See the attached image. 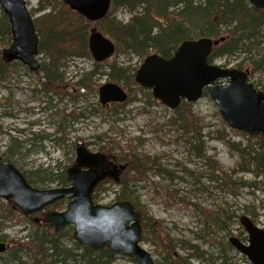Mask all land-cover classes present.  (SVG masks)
Here are the masks:
<instances>
[{"label":"rangeland","instance_id":"1","mask_svg":"<svg viewBox=\"0 0 264 264\" xmlns=\"http://www.w3.org/2000/svg\"><path fill=\"white\" fill-rule=\"evenodd\" d=\"M61 0H26L28 9L34 19L59 9ZM1 8V7H0ZM1 15V9H0ZM118 21L126 23L130 16L124 11L116 14ZM12 44V41L0 38V53ZM264 54V41L256 53L258 58ZM246 54L237 52L233 57L217 59L215 64L234 68L242 61ZM40 63L47 62L39 57ZM94 60L75 59L62 63L60 73L66 82L73 84L80 79V75L94 71ZM109 63L117 62L122 67L139 69L140 61L124 54L112 57ZM10 79L0 84V154L6 152L10 145L11 137H18L23 144L17 152L13 153L11 162L23 173H37L44 183L34 185L37 189H57V180L50 181V173L56 175L65 168H69L70 159L76 158L74 143H92L98 135H106V141H114L125 146L129 139H138L139 152L151 155L168 154L164 160V169L168 173H150V180L137 183L133 188L140 205L147 214L160 222V227L147 230L145 240L141 246L151 253L154 264H171L163 246V241L169 238L177 244L176 253L187 257V250L182 242L197 245L202 251L207 252V259L212 255L213 260L220 262L221 254L227 255L237 264H250L248 259L241 255L233 246L230 239L237 237L248 241V235L240 224L244 215L251 216L255 223L264 229V177L256 176L253 172L240 173L234 177L236 188L223 187L214 181L204 162L191 155L188 146L183 141H178L179 136L171 128L169 121L173 111L162 105H146L143 94L137 87H132L128 101L123 108L111 109L103 107L99 101L98 91L88 94L78 102H73L69 97L63 102L59 98L53 100L54 109L44 110L48 106V98L35 92L39 88L37 76L19 62L11 64ZM106 67L101 69L93 78V82L101 87L106 83H114L108 77L101 75ZM249 82L257 89L264 92V68L249 78ZM64 110H76L82 114L76 121H72L65 128V144L60 145V135L53 136L51 140L40 139L41 136L52 135L59 124V114ZM193 113L203 119L207 125L204 130L206 154L217 161L224 170L235 169L240 161L238 153L230 151L227 141L241 143L248 146L247 136L237 135L220 123L222 120L218 108L209 97H203L193 104ZM21 135V136H19ZM32 139V141L26 142ZM80 139V140H78ZM91 151L98 150V145H90ZM118 152L115 150L113 153ZM12 153V152H11ZM67 154V155H66ZM61 162L58 168L57 164ZM179 165V166H178ZM190 171V172H188ZM37 181V176L32 175ZM101 193L98 203L110 205L116 202L118 187L106 185ZM68 201L65 203L66 209ZM248 209L249 214H246ZM60 211V210H55ZM224 211H227L226 214ZM19 213L12 222L6 223L4 233L15 241L24 239L25 234L32 229L28 221L16 222ZM214 215L218 223L210 218ZM238 216V217H236ZM226 229L222 230V224ZM61 238V246L67 249H77L73 238V227L67 226ZM225 249V250H223ZM222 250V251H221ZM52 251H50L51 253ZM223 252V253H222ZM22 264L30 261V256L22 251ZM51 261V260H49ZM0 264H18L9 255V252L0 256ZM59 264H83L68 260ZM115 264H131L130 258L117 256ZM190 264H209L207 260L193 259Z\"/></svg>","mask_w":264,"mask_h":264},{"label":"trees","instance_id":"2","mask_svg":"<svg viewBox=\"0 0 264 264\" xmlns=\"http://www.w3.org/2000/svg\"><path fill=\"white\" fill-rule=\"evenodd\" d=\"M61 1L59 9L34 19L36 32L40 39L39 56L47 61L40 63V72L37 74L39 88L35 90L48 98V106L44 108L45 111L49 108H56L52 104L55 98H59V101L63 102L69 97L73 102H78L80 98L98 91L99 86L93 82V78L105 67L106 71L100 74L121 85L128 95L131 94L132 87H137L143 97L148 99L145 102L146 105L160 104L154 99L151 90L141 87L136 82L137 68L122 67L117 62H94V71L80 75V79H77L73 84L66 82L64 75L60 73L62 63L75 59H92L89 38L93 28L98 29L114 42L116 46L115 58L124 54L131 58H137L140 63H143L151 55L170 59L185 41L213 39L220 40V42L211 51L210 63L217 59L233 57L240 51L246 54V57L235 65L237 69L248 70L249 77H251L264 68V54L258 58L255 55L252 57V54L257 52L264 41V10L254 8L247 0H110L109 12L102 20L95 23L72 10L63 0ZM120 11H124L130 16L126 23L117 20L116 14ZM0 38L12 41L9 18L2 9ZM222 39L224 40L222 41ZM11 64L4 63L0 53V84L10 79ZM204 97H208L207 92L204 93ZM125 103L109 106L114 110L123 108ZM192 108V103L182 100L179 106L173 110L169 124L179 135L178 141H183L188 146L189 153L204 162L214 181L223 187L234 190L236 188L234 177L240 173L253 172L256 176L264 177V138L262 136L251 137L239 131L234 132L237 135L247 136L249 144L244 147L241 143L227 141L230 151L239 154L240 161L236 164L235 169L224 170L217 161L207 156L204 135L207 125L203 119L193 113ZM55 114L59 115L56 132L52 135L41 136L40 139L51 140L53 136L60 135L59 139L55 141L60 140L59 144L64 145L65 128L83 115L77 114L76 110H64L60 114L59 112ZM220 123L229 128L223 120H220ZM229 129L231 130V128ZM1 132L2 128L0 127ZM29 141L32 139L26 142ZM134 142L138 143V139H129L125 146H121L120 143L106 141V135H98L95 137V141L85 143V145L86 147L92 144L98 145V150L94 152L112 154L119 163L125 166L126 169L120 180L111 181L108 184L105 182L98 186L93 200L97 203L101 193L106 190L104 189L106 185L118 187L116 201H129L140 213L143 241L147 230L160 227V222L147 214L146 209L140 205L138 197L135 196L133 188L137 183L149 181L152 171L168 173L163 166L164 160L170 156L165 153L151 155L139 152L138 145ZM22 144L18 137H11L9 147L0 157H3L4 161L11 162L13 153L17 152ZM77 144L74 143L73 146ZM115 150L118 152L113 153ZM74 163L75 160L70 159V165L72 166ZM60 166L61 162H58L57 167ZM38 174L39 172L24 173V176L34 187L46 180L41 179ZM32 175L37 176V181L32 179ZM48 180H57L61 187L69 186L67 168L56 175L50 173ZM66 202V200H60L50 206L48 211H62ZM224 212L228 214L227 211ZM246 212L250 215L248 209ZM16 213L20 214V218L16 220L17 223L29 221L32 224V229L25 234L22 240L24 243L15 241L4 233L6 223L12 222ZM210 218L215 224L218 223L214 215H211ZM252 220L254 219L252 218ZM220 228L225 230L226 224H222ZM62 236H64V230L50 227L45 221L43 213L26 216L11 202H4L0 199V242L6 243L7 252L18 264H22L19 256L22 251L30 256V261L27 264H59L66 263L68 260L83 264H115L117 260L118 255L106 247L94 250L77 244V249L81 250L78 253L74 249L63 248L61 246ZM182 244L189 250L187 257L176 253L177 244L174 241L169 238L163 241L171 264H190L193 259H205L209 264H237L224 254H221L220 262L213 260L211 254V257L207 259V252L202 251L197 245L188 242H182ZM230 245L232 246L231 243ZM50 251L52 252L50 253ZM130 262L137 264L132 258Z\"/></svg>","mask_w":264,"mask_h":264},{"label":"water","instance_id":"3","mask_svg":"<svg viewBox=\"0 0 264 264\" xmlns=\"http://www.w3.org/2000/svg\"><path fill=\"white\" fill-rule=\"evenodd\" d=\"M63 1L91 22L102 20L110 8V0ZM247 1L254 8L264 10V0ZM0 7L9 18L12 35V44L2 53L3 62L18 61L37 72L41 67L37 60L40 39L26 0H0ZM219 42L213 39L185 41L170 59L151 55L138 69L136 82L151 90L154 99L170 110H175L182 100L196 103L207 92L230 128L264 138V92L248 82L249 71L208 63L211 51ZM89 49L94 61L102 63L115 54L116 46L93 28ZM223 80L228 83L222 84ZM127 99L126 91L117 83H107L99 89L103 106L125 103ZM109 175L105 171V156L79 144L75 164L67 170L70 185L66 188L36 189L14 165L0 162V199L10 201L26 216L45 212L56 202L67 200L64 211L45 213L44 219L50 227L59 230L73 226V238L82 246L94 250L107 247L116 255L134 259L137 264H154L151 253L141 246V216L133 204L119 201L107 206L94 202L96 188ZM240 222L248 234V244L237 238H231L230 243L251 264H264V229L247 216H242ZM7 249L8 246L0 242V255Z\"/></svg>","mask_w":264,"mask_h":264},{"label":"flooded vegetation","instance_id":"4","mask_svg":"<svg viewBox=\"0 0 264 264\" xmlns=\"http://www.w3.org/2000/svg\"><path fill=\"white\" fill-rule=\"evenodd\" d=\"M84 144V143H82ZM85 145V144H84ZM86 147V146H85ZM89 148V147H87ZM89 150H91L89 148ZM94 152V151H93ZM95 153V152H94ZM97 154H100V155H103L105 156V171L106 172H109L110 175L105 178L101 183L100 185H102L103 183L107 182V184L109 182H116V181H119L121 176H122V173L125 171V166L121 163L118 162V160L116 159L115 156H113L112 154H104V153H99V152H96ZM1 155V154H0ZM0 162L2 163H11V162H7V161H4L3 157H0ZM12 165H14L13 163H11ZM14 167H16L14 165ZM18 170H20L18 167H16ZM21 171V170H20ZM22 172V171H21ZM23 173V172H22ZM24 174V173H23ZM117 180H116V178ZM99 185V186H100ZM104 187V186H103ZM96 191V190H95ZM95 194V193H94Z\"/></svg>","mask_w":264,"mask_h":264},{"label":"bare ground","instance_id":"5","mask_svg":"<svg viewBox=\"0 0 264 264\" xmlns=\"http://www.w3.org/2000/svg\"><path fill=\"white\" fill-rule=\"evenodd\" d=\"M31 15H32V14H31ZM32 17H33V16H32ZM8 48H9V47H8ZM6 49H7V48H6ZM4 50H5V49H4ZM4 50H3V51H4ZM3 51H2V53H3ZM2 53H1V54H2ZM215 62H216V60H215L213 63H210V62H209V58H208V63H209L210 65H214V66L221 67L220 65L215 64ZM245 71H248V70H245ZM39 72H40V70H38L37 72H32V73H34V74L37 76V74H38ZM221 83H222V84H227L228 81H227V80H223ZM203 97H204V95L202 96V98H203ZM202 98H201V99H202ZM19 136H20V135H19ZM99 185H100V184H99ZM99 185H98V186H99ZM66 187H67V186H66ZM66 187H61V186H60L59 188H66ZM97 188H98V187H97ZM97 188H96V189H97ZM33 215H35V214H32L31 216H33ZM64 228H66V227H64ZM64 228H62V229H64ZM59 230H61V229H59ZM232 238H237V237H232ZM237 239H239V238H237ZM1 243H3V242H1ZM76 243H77V242H76ZM5 244H6V243H5ZM77 244L80 245L79 243H77ZM80 246H82V245H80Z\"/></svg>","mask_w":264,"mask_h":264}]
</instances>
